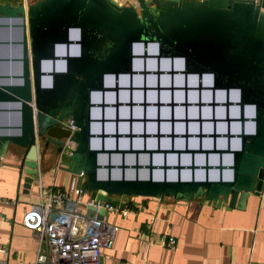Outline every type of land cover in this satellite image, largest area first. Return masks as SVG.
<instances>
[{"label":"water","instance_id":"water-1","mask_svg":"<svg viewBox=\"0 0 264 264\" xmlns=\"http://www.w3.org/2000/svg\"><path fill=\"white\" fill-rule=\"evenodd\" d=\"M134 3L124 6L114 0H36L26 7L0 3V157L7 152L20 155L25 189L36 180L37 160L48 155L60 160L63 170L74 176L75 189L90 200L205 199L216 207L227 204L229 209H242L247 194L258 195L264 180V0ZM75 29L79 33V55L71 56L69 48L75 49L69 46V36ZM147 45L154 47L153 56H147ZM63 46L65 53L59 57ZM140 46L143 56L133 52ZM145 57L154 59L156 65L161 58L170 63L176 60L182 66L178 73L183 78L205 75L211 80V91L223 92L225 109L234 104L239 118L232 148L228 139L233 135L227 133V148L213 144L210 149H202L203 136L214 141L218 134L213 131L205 136L200 125L197 134L187 133L190 120L185 116L180 118L184 133L174 134L171 110L170 130L165 133L170 148L159 147L164 134L159 133L157 111L151 120L154 132H145L143 123L135 125L137 130L140 125L139 132L133 131V122L146 119L144 106H138L142 117H133L131 86L127 88V102L119 101L116 80L126 75L130 78L136 73L133 64ZM48 67L51 72L45 73ZM173 72L177 71L167 73ZM144 73L142 68L136 74ZM47 77L49 85L43 83ZM108 81L115 86L110 90L114 101L103 103ZM229 91L234 92L232 102L227 98ZM97 93L99 103L95 104L92 99ZM244 106L248 116H243ZM105 110L113 116L104 118ZM94 112L97 117L92 116ZM64 118L70 119L75 128L70 136L60 126ZM197 118L194 120L200 123L201 118ZM225 118L228 123L229 118ZM243 121L250 122L246 130L241 127ZM118 123L125 124L124 132L118 131ZM95 124L98 132L92 130ZM187 136L198 139L196 149L187 148L186 143L183 149L173 147V138L186 140ZM147 137L154 140L155 148L145 147ZM65 140L74 144L68 153L63 149ZM133 141L140 147L133 148ZM207 153L217 156L218 163H208ZM165 154L176 155L174 164H166ZM180 154H190L189 164L180 163ZM193 154H203L201 164L193 163ZM221 154L227 155L225 163ZM155 155L161 156L160 162H153ZM179 169H200L203 173L181 176ZM207 170L216 174L209 176ZM94 213V208L85 210L86 216ZM96 216L106 220L107 213L98 210Z\"/></svg>","mask_w":264,"mask_h":264},{"label":"crops","instance_id":"crops-1","mask_svg":"<svg viewBox=\"0 0 264 264\" xmlns=\"http://www.w3.org/2000/svg\"><path fill=\"white\" fill-rule=\"evenodd\" d=\"M36 0H0L26 7ZM115 1V0H114ZM133 5L134 0H117ZM45 155L37 160L28 189L20 155L0 157V264H33L35 234L21 225L23 214L39 203V187L70 192L75 178ZM82 198L88 199V195ZM109 201L130 213H107L117 228L110 249L101 250V264H264V180L258 195L247 194L243 208L216 207L205 199L114 197ZM172 237V250L158 246Z\"/></svg>","mask_w":264,"mask_h":264},{"label":"rangeland","instance_id":"rangeland-1","mask_svg":"<svg viewBox=\"0 0 264 264\" xmlns=\"http://www.w3.org/2000/svg\"><path fill=\"white\" fill-rule=\"evenodd\" d=\"M124 6H126V4ZM145 49H146L145 51L147 52V54L152 53L148 47H146ZM170 62L171 61H167V59L166 61L160 59L156 65V61L150 57L140 58L135 63L136 66L134 67L133 65V70H135L137 73L138 70H141L143 68L145 71L144 75L135 73L131 75L130 78L127 75L122 78H117L116 80L117 100L127 102L128 95H129L127 88L131 86V89L129 91L130 98H131V101L134 103V107L133 106L131 107L132 115L133 117H142V114L140 112L141 107H138V106L140 104L144 106L143 111H145V117L146 118L148 117L147 118L148 120H146L145 123L143 124H145V132L147 133L154 132L155 123H153L154 121L151 122V120H153V118L156 117L157 112H158L159 133L164 134L162 137L159 138V147L161 149L170 148L169 140L165 136V133H169V130H170V124H169V118H168L170 117L169 116L170 110L172 112L173 119L175 120L173 122L174 134L184 133V123L178 119L180 118L182 119L185 116L187 119L190 120V121H187L186 123L187 133L197 134L198 133L197 129L199 127L198 125H200V132L206 134L205 136H207L208 133L215 131V133L218 134L215 137V138L218 137L215 147L219 149H224L221 145H222V142H224L222 140V137L226 139L225 134L227 132L226 131L227 125H228V132L231 135L239 132V121L237 120L238 119L237 108L234 106V104H231V105H227L225 109L224 95L220 91L219 93L217 90H214V91L212 90L213 91V94H212V91L209 89L211 87V80L204 79L203 77H201V79H197V77L194 78L193 76H190V75L189 76L187 75L185 78H183L182 74L178 73V70L182 69V66H180V63L178 61L177 63H175L174 60L172 61V63ZM172 69L177 72H173L171 74L167 73V72H171ZM198 82H201L203 86L200 89L197 88ZM142 85L145 86V89L143 88ZM185 85H186V88H184ZM105 86L112 87L113 85L112 83L110 84L105 83ZM141 87L142 89H144L143 91L140 89ZM104 93H108V92H104ZM104 93H103L102 102L112 103L114 101L113 99L114 92H109L110 93L109 97L107 94H104ZM211 94H212V99H211ZM227 98L230 102H232L235 99L234 92L233 93L229 92ZM212 101L214 102V105L211 107L210 105L212 104ZM157 102H159V104H157ZM162 107H167L168 110H166L165 108L161 110ZM164 110H166L168 116L164 115L165 114ZM227 111H228L227 117L229 118L228 123L224 121L226 120L224 115ZM120 112H122V110ZM198 113H199V116H198ZM244 115H245V112H244ZM110 116L112 117L113 114L108 112V110H105L104 118H109ZM120 116L122 117L123 113H120ZM212 116L215 119L214 123L211 122L210 120L212 119ZM197 117L201 118L200 123L194 120ZM137 124H142V122L133 123L132 129L133 131L136 130L137 132H139L140 125L138 126L139 130H137L135 126ZM118 125H119L118 131L124 132L123 130L126 126H123L121 123H119ZM212 127H214V130H212ZM198 142H199L198 139L194 138V136H191V137L187 136L186 140L180 137H176V138H173V147L175 149H178V148L183 149L184 143H186L187 148L196 149ZM211 142H212L211 138H207L203 136L200 139L201 148L210 149ZM136 143H137L136 141H133V148L134 147L137 148V146H139ZM119 147L125 148L126 145L119 144ZM145 147L155 148L154 140H151V138H148V137L145 138ZM209 154L211 153H207V161L208 163H211V161L209 162V159H210L208 156ZM183 155L189 156L190 154H183ZM201 155L203 157V154ZM174 156L176 155L174 154ZM179 160H181L180 161L181 164H189L190 162V161H186V158H183V157L182 159H179ZM200 160H201L200 158L195 157V160H193V163L196 165L201 164L202 162H199ZM153 162L158 163L160 162V159L158 160L157 158H155L153 159ZM174 162H175L174 158L173 159L169 158V160L166 159V164H174Z\"/></svg>","mask_w":264,"mask_h":264},{"label":"built area","instance_id":"built-area-1","mask_svg":"<svg viewBox=\"0 0 264 264\" xmlns=\"http://www.w3.org/2000/svg\"><path fill=\"white\" fill-rule=\"evenodd\" d=\"M60 126L69 131V136L75 130L68 118H64ZM65 141L63 149L68 153L74 144ZM38 194V205L30 207L21 219V225L35 234L33 264H101L100 252L112 247L117 228L98 219L97 211L118 213L122 217L130 211L110 201L84 200L80 190L75 188L65 192L39 187ZM87 207L94 208L95 213L86 216ZM157 244L162 249L172 250L175 241L163 236Z\"/></svg>","mask_w":264,"mask_h":264},{"label":"bare ground","instance_id":"bare-ground-1","mask_svg":"<svg viewBox=\"0 0 264 264\" xmlns=\"http://www.w3.org/2000/svg\"><path fill=\"white\" fill-rule=\"evenodd\" d=\"M73 45V47H75L76 46V44H72ZM148 46V48L150 49V50H152L151 48H152V45H147ZM154 48V47H153ZM72 50V48H69V51H71ZM142 51H143V49H142V46H140V47H138L136 50H133V52H135V54H137L138 56H140L141 54H142ZM142 56H143V54H142ZM147 56H149V54H147ZM150 56H153V55H150ZM162 59V58H161ZM138 60V59H137ZM163 60H165V59H163ZM166 61V60H165ZM175 63H177V61L175 60L174 61ZM134 65V67L136 66L135 65V63L133 64ZM132 73H134V72H132ZM194 78L196 77V76H193ZM201 77H203L204 79H207V77L205 76V75H201L200 77H199V79H201ZM119 78H122V77H119ZM124 79V78H123ZM210 80V79H209ZM107 83H112V82H110V81H108ZM186 87V86H185ZM203 86H202V84H201V82H199V85H198V88L200 89V88H202ZM110 88H112V87H110V86H107V88L106 89H109V91H105V92H108V93H104V94H107L108 95V97L110 96V93L109 92H112V91H110L111 89ZM144 88V87H143ZM114 89H115V87H114ZM214 91V90H213ZM221 92V91H220ZM230 92V91H229ZM116 93H117V91H116ZM221 93H223V92H221ZM231 93V92H230ZM233 93V92H232ZM99 93H97V94H95L94 96H93V102L96 104V103H99V102H97V100L99 99ZM102 95H103V93H102ZM213 102V101H212ZM226 102V101H225ZM214 103V102H213ZM157 104H159V102H157ZM163 108H165L166 110H168L167 109V107H162V109L161 110H163ZM148 109V108H147ZM151 109V108H150ZM166 110H164V112H165V114L164 115H166V116H168V114H167V112H166ZM152 112V111H151ZM244 112H245V115H244ZM144 113V115H145V111L143 112ZM247 113H248V108L247 107H243V116H246L247 115ZM226 114V116L225 117H227L228 116V111L225 113ZM163 115V116H164ZM92 116L93 117H97L98 116V113L96 112H94L93 114H92ZM169 116H170V114H169ZM146 118V117H145ZM148 118V117H147ZM141 119L142 120V123H145V121L146 120H148V119ZM168 118H170L171 120H172V118L171 117H168ZM212 118H213V116H212ZM154 119V118H153ZM165 119H167V118H165ZM199 119V118H198ZM226 119V118H225ZM227 119H228V117H227ZM239 119V118H238ZM156 120H157V118H156ZM177 120V119H176ZM178 120H181V119H178ZM236 120V119H235ZM133 123H135V122H133ZM214 123V122H213ZM106 124V123H105ZM119 124V123H118ZM123 126H125V124L124 123H121ZM107 125V124H106ZM237 125V124H236ZM250 126V122L249 121H243V124L241 125V127H242V129H244V130H246L248 127ZM92 130L94 131V132H98L99 131V127L95 124V126L93 125L92 126ZM213 128L214 127H212V130H213ZM227 132H226V134L227 133H229L228 132V125H227V130H226ZM212 133H213V131H212ZM220 137V136H219ZM217 139H218V137L217 138H214V140L215 141H212L211 142V145H213V144H216V141H217ZM165 140H167V139H165ZM222 140L224 141V142H222V147L225 149V148H227V144H228V142H227V138L225 139V138H223L222 137ZM229 147L230 148H232L234 145H235V143H234V141L236 140V138L234 137V134H233V136H231L229 139ZM125 141V140H124ZM95 145H97V146H99L98 145V140L96 139L95 140ZM167 147H168V145H167ZM212 150H213V147H212ZM156 157H157V159L159 160H161V156L159 155V156H157V155H155ZM155 156H153V159H155ZM180 156V158L179 159H182V157L183 158H186V161H189L190 159H191V157H190V155L189 156H187V155H179ZM209 156V162L211 161V162H213V164H216V163H218V161H219V158L217 159V156H215V155H208ZM127 157V156H126ZM125 157V160L126 159H128V158H126ZM140 157V156H139ZM163 157H166V159H168L169 160V158H174L175 160H176V158H175V156H174V154L172 155V154H165V155H163ZM195 157L196 158H200L201 160L199 161V162H202L203 161V157H202V155L201 154H193V160H195ZM188 158V159H187ZM190 158V159H189ZM220 158H221V160H222V162L223 163H225L226 161H227V155L226 154H221L220 155ZM105 159V158H104ZM181 161V160H180ZM200 168V167H199ZM167 172V171H166ZM165 172V173H166ZM179 174L182 176L184 173H193L195 176H196V174L197 173H199L200 175H202V173H203V171L202 170H200V169H190V170H185V171H183L182 169H179ZM224 172V171H223ZM175 172H173V173H171V174H174ZM207 173H208V175L210 176V175H215L216 174V171H214V170H207ZM167 175H169L168 173H167Z\"/></svg>","mask_w":264,"mask_h":264},{"label":"clouds","instance_id":"clouds-1","mask_svg":"<svg viewBox=\"0 0 264 264\" xmlns=\"http://www.w3.org/2000/svg\"><path fill=\"white\" fill-rule=\"evenodd\" d=\"M69 40L72 41L71 44H69V46H73L72 44H76V46L74 47L75 51L72 49L71 51H69V53H70L69 55H71V56L79 55L78 54L79 53V44L76 43V41H79V33H78V31H76V29L74 31H71V35L69 36ZM64 53H65V48L63 46L59 49L57 54L59 57H62V55H64ZM50 72H51L50 68L48 67L45 73H50ZM48 77H50V76L48 75ZM48 77H47V79H44V81H43V83H47V85H49V83H50V81H49L50 78H48Z\"/></svg>","mask_w":264,"mask_h":264},{"label":"flooded vegetation","instance_id":"flooded-vegetation-1","mask_svg":"<svg viewBox=\"0 0 264 264\" xmlns=\"http://www.w3.org/2000/svg\"><path fill=\"white\" fill-rule=\"evenodd\" d=\"M152 50H151V54H149V55H153L154 53H155V50H153L154 48H151ZM113 85V84H112ZM198 85H199V82H198ZM186 86V85H185ZM114 85L112 86V88H110V89H114ZM158 87V86H157ZM184 88H186V87H184ZM197 88H198V86H197ZM97 102H99V99L97 100Z\"/></svg>","mask_w":264,"mask_h":264}]
</instances>
